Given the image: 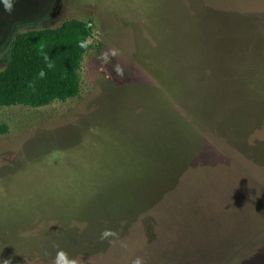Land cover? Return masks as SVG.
I'll return each instance as SVG.
<instances>
[{"label": "rangeland", "instance_id": "obj_1", "mask_svg": "<svg viewBox=\"0 0 264 264\" xmlns=\"http://www.w3.org/2000/svg\"><path fill=\"white\" fill-rule=\"evenodd\" d=\"M70 19L79 96L0 108V264H264V0H0V70Z\"/></svg>", "mask_w": 264, "mask_h": 264}, {"label": "trees", "instance_id": "obj_2", "mask_svg": "<svg viewBox=\"0 0 264 264\" xmlns=\"http://www.w3.org/2000/svg\"><path fill=\"white\" fill-rule=\"evenodd\" d=\"M92 28L70 19L54 28L19 32L11 58L0 70V108L12 105L42 107L66 101L81 92L80 69L92 47ZM9 126L0 122V135Z\"/></svg>", "mask_w": 264, "mask_h": 264}, {"label": "clouds", "instance_id": "obj_3", "mask_svg": "<svg viewBox=\"0 0 264 264\" xmlns=\"http://www.w3.org/2000/svg\"><path fill=\"white\" fill-rule=\"evenodd\" d=\"M106 235H107V231L105 233H102L101 239H104ZM3 264H10V260L5 259L3 261ZM55 264H68V258L66 254L63 252V250L57 252L55 257ZM136 264H140V261L137 260Z\"/></svg>", "mask_w": 264, "mask_h": 264}]
</instances>
